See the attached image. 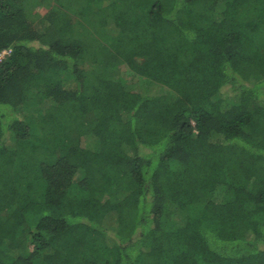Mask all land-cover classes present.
I'll use <instances>...</instances> for the list:
<instances>
[{
    "label": "trees",
    "instance_id": "1",
    "mask_svg": "<svg viewBox=\"0 0 264 264\" xmlns=\"http://www.w3.org/2000/svg\"><path fill=\"white\" fill-rule=\"evenodd\" d=\"M5 50L0 264H264V0H0Z\"/></svg>",
    "mask_w": 264,
    "mask_h": 264
},
{
    "label": "built area",
    "instance_id": "2",
    "mask_svg": "<svg viewBox=\"0 0 264 264\" xmlns=\"http://www.w3.org/2000/svg\"><path fill=\"white\" fill-rule=\"evenodd\" d=\"M10 54V50H5L0 54V63L2 62V60H4V58Z\"/></svg>",
    "mask_w": 264,
    "mask_h": 264
},
{
    "label": "rangeland",
    "instance_id": "3",
    "mask_svg": "<svg viewBox=\"0 0 264 264\" xmlns=\"http://www.w3.org/2000/svg\"><path fill=\"white\" fill-rule=\"evenodd\" d=\"M46 12H47V10L44 8V7H41L40 8V13L42 14V15H44V14H46ZM78 29V28H77ZM124 70V69H123ZM128 73V72H127ZM125 74H126V72H125ZM108 195L106 194V196H105V198L107 197ZM32 248V247H31Z\"/></svg>",
    "mask_w": 264,
    "mask_h": 264
}]
</instances>
